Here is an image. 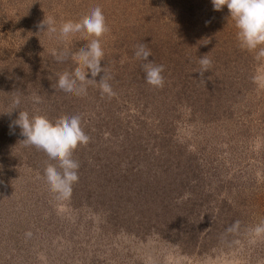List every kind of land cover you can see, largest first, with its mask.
Returning <instances> with one entry per match:
<instances>
[{
  "label": "rangeland",
  "instance_id": "374dc122",
  "mask_svg": "<svg viewBox=\"0 0 264 264\" xmlns=\"http://www.w3.org/2000/svg\"><path fill=\"white\" fill-rule=\"evenodd\" d=\"M95 7L110 29L101 66L114 95L90 85L76 103L55 87L56 72H74L71 55L88 41L63 45L38 25L78 22ZM195 13L187 23L195 36L179 32L178 43L167 37L178 29L160 27L168 15L160 0H0V64L16 69L4 67L13 78L0 86V264H264V233L254 231L264 227V57L231 39L230 24L209 27L204 41L208 28ZM149 42V61L164 67L160 92L146 86L134 55ZM63 47L70 56L58 63L50 51ZM201 57L211 61L203 75ZM16 96L20 111L52 122L65 115L58 101L65 97V117L104 118L105 135L91 142L119 164L115 176L119 168L151 175L140 189L145 197L106 185L85 146L72 155L84 172L71 197L57 199L44 177L53 162L10 127Z\"/></svg>",
  "mask_w": 264,
  "mask_h": 264
},
{
  "label": "clouds",
  "instance_id": "9594fccd",
  "mask_svg": "<svg viewBox=\"0 0 264 264\" xmlns=\"http://www.w3.org/2000/svg\"><path fill=\"white\" fill-rule=\"evenodd\" d=\"M214 11L227 7L230 18L235 22L237 39L242 49L256 51L258 57H264V0H211ZM38 27L40 32L47 33L58 43L67 45L72 38L88 41L84 48L71 55L77 65L74 72L58 74L55 87L67 96H84L90 85H98L102 94L114 95L109 77L101 63L105 56L102 38L110 31L106 18L100 7L93 8L88 15L78 22L65 21L57 26L54 18H44ZM46 29V30H45ZM50 54L58 63L69 58L67 47L53 48ZM135 58L142 61V69L146 83L153 88H162L165 80L162 73L164 67L149 61L151 51L143 44L137 46ZM201 75L208 72L211 61L200 58ZM101 73L103 75L101 76ZM91 78H88V77ZM100 76L99 82L96 77ZM32 103L39 105L41 97L34 95ZM21 98L16 96L12 102V110H19ZM10 112V113H11ZM10 127H18L24 137L25 146L43 151L53 164L45 168L44 177L49 189L57 199L67 200L71 197L72 186L78 182L79 164L72 158L79 146H86L90 137L83 131L81 117L72 116L57 119L55 122L43 115H30L28 111H20L18 118ZM55 165V166H53ZM255 234L264 233V227H257Z\"/></svg>",
  "mask_w": 264,
  "mask_h": 264
},
{
  "label": "trees",
  "instance_id": "16d2710c",
  "mask_svg": "<svg viewBox=\"0 0 264 264\" xmlns=\"http://www.w3.org/2000/svg\"><path fill=\"white\" fill-rule=\"evenodd\" d=\"M160 2H161V4H163V10L166 13H168V15L162 16V19L159 21L161 29L166 30L165 26H168V29H171V28L178 29V32L176 34H170L169 35V31H168L167 37H169V36H177L178 37L179 32L184 33V36H185V34H186V36H189V33L191 35L195 36V31H194L193 27L191 26L192 22H190V24H187L188 20L191 17L196 15L195 11L198 14V18L202 22H205L204 27L206 26L208 28L207 29L208 34L207 35L204 34L201 37L204 39V41H208L209 37H211L212 33L209 35V27H212V28L216 27V31L219 32V29H223V27L220 28V26H225L226 24H230L229 27H227V33H228L229 37H231V39H233L237 35L238 30L235 27V22L230 18V14H229V11H228L226 6L221 11H214L211 0H160ZM169 15H170V17H172L170 20H168ZM211 16H214V18H212ZM223 21L226 23H223ZM177 24L178 25H185V26H182L179 29ZM230 29L232 32L230 31ZM230 32L232 34H230ZM179 38L180 37L172 38V40L174 42L176 39V41L179 43ZM163 39H164L163 41H170L171 42V40H169V39H165V38H163ZM188 39H189V37H188ZM199 40H201V39H199ZM184 41H185V38H184ZM118 46L121 49L123 47L127 48V43L118 44ZM145 46L147 48H149L151 46V43L150 42L146 43ZM204 48L206 50V47H204ZM155 54H156V51L154 52V55H153L154 60H156ZM172 60L173 61H171V59H170L168 61L169 65H171L172 67L177 66L178 63L176 64L175 60L174 59H172ZM130 61H132V59H130ZM136 61L139 63V67H142V61H139V60H136ZM190 61L191 60L188 59L186 61V63L188 64ZM4 67H7L10 71L16 70L15 67L12 65V63L8 64V65L0 64V86L2 83V79L13 78L4 72V70H5ZM56 74H59V73L56 72ZM188 74L189 73L182 74L183 76L180 79L183 87L186 86L185 90H187V88L190 86V82H189V79L187 76ZM16 84H17V80L15 81V87L17 86ZM146 86L153 88L152 86L148 85L147 83H146ZM153 89L158 90L157 88H153ZM12 94H13V91L10 92L7 95V97H10ZM58 101H60V104H59L60 110H61L60 113L65 114V115L68 112V110L66 109V105H68V103L70 101H74L76 103L77 102H79V103L83 102L81 96H79V97L73 96V100H70V101H69V99L67 100L66 97H65V100H58ZM61 101H63V102H61ZM54 103H56V102H54ZM85 107H86V104L83 103L82 109H84ZM65 115H61V118H65ZM89 118H90V120H92L94 122H92L90 120H87V122H83V120H82L83 131L85 132L86 135H88L90 137V141L86 145L87 148L89 149V151H88L89 155L86 156L87 161L91 162L92 164L95 163V165H93V167H96L97 169H101V171L103 173L104 181L106 182V185L111 187V189H112V187L113 188L116 187L117 190H119V191H123V189H126L127 192H129L133 197L144 198L145 194L142 193L140 189L142 188L143 183L146 184L147 181H149V177H151V175L147 174V175H145V177H142V173L140 172L139 168L138 169L119 168L117 170L118 175L115 176L113 174V171L116 172V167H118L119 164L116 166L112 162L113 160L111 159V156L110 157H107L105 155L101 156V153H106V152H104V151L101 152V151L96 150L95 149L96 147L91 142L92 138L99 140V138H102L105 135V134L101 133L104 131H101V127L99 125L101 120H104V118H102V117H89ZM94 132L96 134H94ZM84 147L85 146H79L76 149V151L79 150L81 152V149H84ZM73 155H76L75 152H73ZM128 162L131 163L132 161H128ZM79 166L80 167L78 169V172L83 173L84 171L80 170V169H82L83 166H81V164H79ZM122 195H123V193H122Z\"/></svg>",
  "mask_w": 264,
  "mask_h": 264
}]
</instances>
